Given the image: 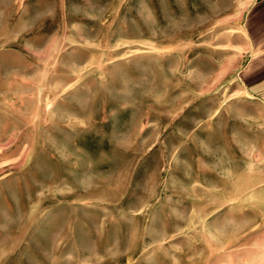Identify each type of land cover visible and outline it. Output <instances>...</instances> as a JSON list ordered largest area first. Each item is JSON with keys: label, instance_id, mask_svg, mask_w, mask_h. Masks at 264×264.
Returning <instances> with one entry per match:
<instances>
[{"label": "rangeland", "instance_id": "obj_1", "mask_svg": "<svg viewBox=\"0 0 264 264\" xmlns=\"http://www.w3.org/2000/svg\"><path fill=\"white\" fill-rule=\"evenodd\" d=\"M227 0H0V264H264V108Z\"/></svg>", "mask_w": 264, "mask_h": 264}, {"label": "crops", "instance_id": "obj_2", "mask_svg": "<svg viewBox=\"0 0 264 264\" xmlns=\"http://www.w3.org/2000/svg\"><path fill=\"white\" fill-rule=\"evenodd\" d=\"M227 32L243 51L227 74L240 92L264 108V0H227Z\"/></svg>", "mask_w": 264, "mask_h": 264}, {"label": "bare ground", "instance_id": "obj_3", "mask_svg": "<svg viewBox=\"0 0 264 264\" xmlns=\"http://www.w3.org/2000/svg\"><path fill=\"white\" fill-rule=\"evenodd\" d=\"M232 31H229V33H231Z\"/></svg>", "mask_w": 264, "mask_h": 264}]
</instances>
